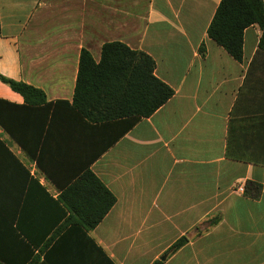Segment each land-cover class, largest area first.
<instances>
[{
	"label": "crops",
	"instance_id": "1",
	"mask_svg": "<svg viewBox=\"0 0 264 264\" xmlns=\"http://www.w3.org/2000/svg\"><path fill=\"white\" fill-rule=\"evenodd\" d=\"M220 2L0 0V99L11 103L8 131L0 126V262L39 253L70 214L59 195L90 169L116 203L86 230L94 244L71 234L57 264H264L262 30L245 29L236 60L208 35ZM110 42L152 56L174 89L131 126L91 122L66 103L18 107L24 97L1 79L71 104L82 49L100 61Z\"/></svg>",
	"mask_w": 264,
	"mask_h": 264
},
{
	"label": "trees",
	"instance_id": "2",
	"mask_svg": "<svg viewBox=\"0 0 264 264\" xmlns=\"http://www.w3.org/2000/svg\"><path fill=\"white\" fill-rule=\"evenodd\" d=\"M254 24L262 30L259 47L264 49V0H221L209 25L208 35L232 57L242 61L244 31ZM200 50L204 52L203 47ZM155 67L152 56L122 42L104 44L100 61H96L89 50L82 49L71 104L66 100L47 102L43 90L5 76L1 79L24 97L26 104L18 107L44 103L46 108H50L57 103H66L81 118L91 122L124 119L131 126L141 118L151 116L174 94V89L155 75ZM8 104L11 103L0 99V126L6 131ZM115 203L116 196L94 172L85 170L58 197L62 217L70 213L69 216L46 240L38 254L32 251L27 264H57L53 254L71 234L80 232L93 242L86 230L98 225ZM187 241V237L178 239L167 253H174ZM161 263L157 260L153 264Z\"/></svg>",
	"mask_w": 264,
	"mask_h": 264
},
{
	"label": "built area",
	"instance_id": "3",
	"mask_svg": "<svg viewBox=\"0 0 264 264\" xmlns=\"http://www.w3.org/2000/svg\"><path fill=\"white\" fill-rule=\"evenodd\" d=\"M239 189H240L241 191H244V187H243V186L239 187Z\"/></svg>",
	"mask_w": 264,
	"mask_h": 264
},
{
	"label": "water",
	"instance_id": "4",
	"mask_svg": "<svg viewBox=\"0 0 264 264\" xmlns=\"http://www.w3.org/2000/svg\"><path fill=\"white\" fill-rule=\"evenodd\" d=\"M164 258H165V256L162 257V259H164Z\"/></svg>",
	"mask_w": 264,
	"mask_h": 264
}]
</instances>
